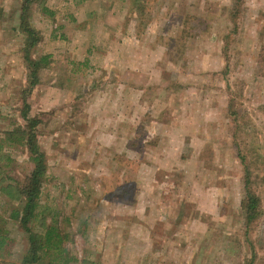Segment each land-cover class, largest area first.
Instances as JSON below:
<instances>
[{"label": "rangeland", "instance_id": "obj_1", "mask_svg": "<svg viewBox=\"0 0 264 264\" xmlns=\"http://www.w3.org/2000/svg\"><path fill=\"white\" fill-rule=\"evenodd\" d=\"M21 7L0 0V264L27 247L9 212L32 166L2 141L24 101L66 264H264V0L33 2V78Z\"/></svg>", "mask_w": 264, "mask_h": 264}, {"label": "trees", "instance_id": "obj_2", "mask_svg": "<svg viewBox=\"0 0 264 264\" xmlns=\"http://www.w3.org/2000/svg\"><path fill=\"white\" fill-rule=\"evenodd\" d=\"M19 1L22 4L19 15V29L24 35L22 50L24 59L33 68L30 74L33 78L37 62L29 59V52L35 46L37 37L35 36V30L31 29L28 23L24 21V17L32 3L40 0ZM28 111V105L24 101L19 111V116L24 122L23 125L15 127L13 131L6 132L5 137L2 138V141L7 145H21L25 149L32 166L24 182L13 186L18 202L9 212L10 219L17 222L27 238V247L19 264H44L45 261H47L46 264H54L55 260L60 261L61 259H64V264H66L69 259L64 243L68 240V234L61 232L60 227L53 220L48 206L40 202L46 165L44 154L40 151L36 141L35 129L39 121L36 118H29L27 116ZM241 161L243 162V160ZM244 175L246 177L245 197L241 205L245 210L246 224L249 225L259 215L260 198L251 190L246 170ZM48 217L51 219L47 220ZM36 226H39L40 230H35L34 227ZM10 242L7 229L0 223V251L10 245Z\"/></svg>", "mask_w": 264, "mask_h": 264}]
</instances>
